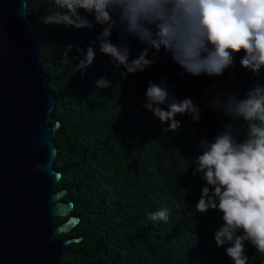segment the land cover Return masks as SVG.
Here are the masks:
<instances>
[{
  "label": "trees",
  "instance_id": "1",
  "mask_svg": "<svg viewBox=\"0 0 264 264\" xmlns=\"http://www.w3.org/2000/svg\"><path fill=\"white\" fill-rule=\"evenodd\" d=\"M54 10V0H28L30 31L57 98L51 125L61 124L53 136L58 147L54 168L61 173L55 190H66L63 200L74 205L71 215L56 223L61 225L70 216L81 220L57 237L81 238L60 263L232 264L227 246L218 248L214 241L222 214L209 210L203 215L195 209L205 186L199 174L193 175L195 157L202 154L201 138L211 141L224 122L221 114L206 107L211 92H236L243 98L248 90L264 86V72L257 75L242 68L237 56L221 77L194 78L181 75L182 69L161 51L153 66L122 78L124 69L110 63L98 42L93 45V64L83 74L73 72L81 58L76 49L86 50L102 29L44 25L42 18ZM111 40L118 42L115 30ZM69 44L71 62L65 63L63 51ZM141 50L138 42L131 43L133 57ZM100 78L111 80L112 87L98 89ZM162 79L178 99L191 98L201 107L199 123L177 115L180 129L166 132L168 124L162 125L142 107L148 82ZM246 127L243 121L236 122L238 140L244 138ZM163 208L169 210L167 222L149 219ZM245 254L248 264H264V255L247 242Z\"/></svg>",
  "mask_w": 264,
  "mask_h": 264
},
{
  "label": "clouds",
  "instance_id": "2",
  "mask_svg": "<svg viewBox=\"0 0 264 264\" xmlns=\"http://www.w3.org/2000/svg\"><path fill=\"white\" fill-rule=\"evenodd\" d=\"M54 6L42 18L46 26L102 29L86 50L76 49L81 58L73 72L83 74L93 64L97 42L110 63L124 69L122 78L153 66L161 51L182 69L181 75L194 78L221 77L237 56L242 68L264 72V0H54ZM114 30L117 43L111 40ZM133 41L142 46L134 57ZM72 49L71 44L64 48L65 63L71 62ZM96 87L111 88L112 81L100 78ZM207 106L224 122L211 141L200 140L202 154L195 157L193 175L199 174L205 186L195 209L222 214V225L214 230L216 247L227 246L232 264H248L246 242L264 255V86L248 90L243 98L213 90ZM142 107L168 124L166 132L180 129L177 115L201 121V107L191 98L178 99L166 79L148 82ZM239 121L247 126L241 140L235 128ZM168 218L167 208L149 215L153 222Z\"/></svg>",
  "mask_w": 264,
  "mask_h": 264
},
{
  "label": "water",
  "instance_id": "3",
  "mask_svg": "<svg viewBox=\"0 0 264 264\" xmlns=\"http://www.w3.org/2000/svg\"><path fill=\"white\" fill-rule=\"evenodd\" d=\"M28 0H0V264H61L81 238L57 239L80 224L56 191L57 98L30 31Z\"/></svg>",
  "mask_w": 264,
  "mask_h": 264
}]
</instances>
